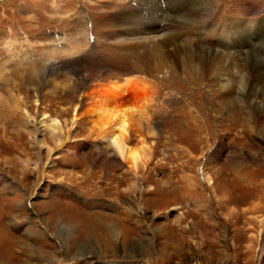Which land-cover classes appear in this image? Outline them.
<instances>
[{
  "label": "rangeland",
  "instance_id": "374dc122",
  "mask_svg": "<svg viewBox=\"0 0 264 264\" xmlns=\"http://www.w3.org/2000/svg\"><path fill=\"white\" fill-rule=\"evenodd\" d=\"M0 264H264V0H0Z\"/></svg>",
  "mask_w": 264,
  "mask_h": 264
},
{
  "label": "bare ground",
  "instance_id": "6f19581e",
  "mask_svg": "<svg viewBox=\"0 0 264 264\" xmlns=\"http://www.w3.org/2000/svg\"><path fill=\"white\" fill-rule=\"evenodd\" d=\"M165 64V62L160 63L158 61L155 64V67L160 69L163 68ZM135 78L136 77L133 76H126L123 78L110 79L109 86H107V84L103 89L99 91L96 90L97 94L91 98V101H89L90 104L88 108L95 115L93 121L95 120V123L99 124L100 132L103 133V137H105L112 146L113 152L120 158L131 163L132 167L136 168L139 163V159L141 158V154L137 149H132V147L127 144V134L128 131H130L129 126L131 124L129 110L130 108H133L134 110H139L141 113L145 114L144 110L150 108L152 99L145 92L138 93L135 91L136 94L134 95V98L137 103H132L135 105L131 104V107H128L130 104L127 102V104L125 103V94L128 89H131V86H134V84L137 85L138 82ZM90 93L93 92L91 91ZM78 106L80 107L79 104ZM45 118H47V114H43L41 121L45 122ZM78 120L79 117L76 115L74 117V121H77L78 123ZM52 124H55L54 128L56 130V122ZM118 129L119 131L117 132L116 130ZM60 145H63V141L60 142ZM207 178L210 182H213L210 174L207 175Z\"/></svg>",
  "mask_w": 264,
  "mask_h": 264
}]
</instances>
